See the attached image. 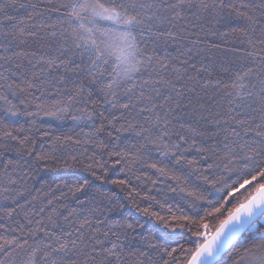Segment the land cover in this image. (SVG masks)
<instances>
[{"label":"snow or ice","instance_id":"snow-or-ice-1","mask_svg":"<svg viewBox=\"0 0 264 264\" xmlns=\"http://www.w3.org/2000/svg\"><path fill=\"white\" fill-rule=\"evenodd\" d=\"M0 264H264V0H0Z\"/></svg>","mask_w":264,"mask_h":264}]
</instances>
